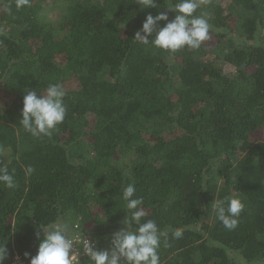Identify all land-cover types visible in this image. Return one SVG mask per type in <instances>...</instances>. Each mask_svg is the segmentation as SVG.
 I'll return each instance as SVG.
<instances>
[{"label":"trees","instance_id":"trees-1","mask_svg":"<svg viewBox=\"0 0 264 264\" xmlns=\"http://www.w3.org/2000/svg\"><path fill=\"white\" fill-rule=\"evenodd\" d=\"M176 2L30 0L17 9L0 0V94L11 97L0 110V166L16 180L0 184L4 264H30L38 225L57 216L108 249L130 183L145 219L168 230L160 264H240L230 250L264 264V139L252 136L264 130V0H199L194 15L211 27L197 50L134 40L148 14L173 19ZM50 83L66 91V118L50 137H33L19 123L23 97ZM226 196L244 204L232 230L211 207Z\"/></svg>","mask_w":264,"mask_h":264},{"label":"clouds","instance_id":"clouds-1","mask_svg":"<svg viewBox=\"0 0 264 264\" xmlns=\"http://www.w3.org/2000/svg\"><path fill=\"white\" fill-rule=\"evenodd\" d=\"M29 3L30 0H15L17 9ZM138 3L142 8L157 7L155 0H138ZM199 7V0H178L168 7L176 13L173 19H169L167 12H158L156 16L148 14L134 40L169 53L185 47L199 49L210 39L211 27L204 15H194ZM162 21L165 23L160 26ZM65 96L61 83H50L42 94L28 91L23 97L20 125L33 137H50L52 130L66 118ZM33 171L31 166L26 169L27 173ZM0 184L16 187L14 171L10 173L6 166H0ZM135 193L136 187L131 183L122 189L121 199L126 201L127 212L121 222L123 227L112 233L108 249L99 248L96 241L82 235L78 223H69L57 216L52 222L38 225L37 239L41 234L43 239H40L36 255L26 252L24 258H30V264H82V256H86L90 264H160L158 250L162 237L167 246L168 230L160 229L153 219H145L147 212L141 207L143 198L136 197ZM211 207L222 225L232 230L238 225L244 204L236 196H226L215 199ZM183 231L182 228L172 230V237L181 238ZM81 244L82 253L78 251ZM8 255L7 247L0 244V264H4Z\"/></svg>","mask_w":264,"mask_h":264},{"label":"rangeland","instance_id":"rangeland-1","mask_svg":"<svg viewBox=\"0 0 264 264\" xmlns=\"http://www.w3.org/2000/svg\"><path fill=\"white\" fill-rule=\"evenodd\" d=\"M46 7H48V15L50 17V19L55 20L58 17V12L59 9L56 8V6H53L51 3H47ZM223 63H219L220 66L225 67L224 65H222ZM11 100V97L7 94L1 93L0 94V110L1 108H3L5 102H9ZM253 137L257 138V139H264V130H257L256 132H254V134H252ZM230 255L233 256V258H235L237 260L238 263L243 264L244 261L243 259L238 256L235 252L230 250Z\"/></svg>","mask_w":264,"mask_h":264},{"label":"built area","instance_id":"built-area-1","mask_svg":"<svg viewBox=\"0 0 264 264\" xmlns=\"http://www.w3.org/2000/svg\"><path fill=\"white\" fill-rule=\"evenodd\" d=\"M81 230V229H80ZM82 235H84L87 239L89 240H94L90 234H86V233H83L81 231ZM95 241V240H94ZM78 251H80L81 253L83 252V246L82 244L79 246L78 248ZM81 262L82 264H90V262L87 260V257L86 256H82L81 257ZM14 264H24L23 262L20 261V257L19 256H16V260L14 262Z\"/></svg>","mask_w":264,"mask_h":264}]
</instances>
